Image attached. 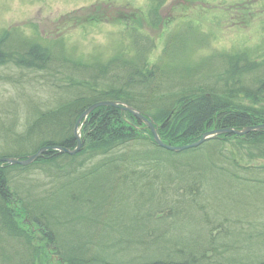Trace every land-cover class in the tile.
Masks as SVG:
<instances>
[{
  "label": "trees",
  "instance_id": "trees-1",
  "mask_svg": "<svg viewBox=\"0 0 264 264\" xmlns=\"http://www.w3.org/2000/svg\"><path fill=\"white\" fill-rule=\"evenodd\" d=\"M167 1L149 0L147 14L153 25L160 22L159 10ZM189 20L183 19L167 34L153 64L148 59L156 47L153 37L133 26L129 33L136 35L135 56L123 52L108 65L93 67L95 80L71 78L69 96L48 109L32 104L20 127L15 116L0 115V139L7 146L0 157H26L44 145L75 147L78 118L101 100L138 108L154 120L161 138L170 144L195 142L214 127L241 129L264 123V61L226 50L194 65L180 64L190 42L198 40L195 33L203 30L197 20L201 25L191 29L194 33L183 32ZM177 29L182 31L174 32ZM178 33L188 35L183 50ZM4 42L0 39V57L5 61L15 56L19 64L39 69L58 66L53 70L61 73L66 67L54 62L55 56L45 57L38 45L5 52ZM120 57L123 62L114 63ZM74 66L82 67L76 70L80 78L92 73L84 69L91 67L88 63ZM82 135L83 148L75 155L50 149L29 165L0 161V264H37L38 258L50 264L46 244L52 241L60 264H264L256 253L240 262L226 261L231 251L220 255L216 244L212 249L200 241L186 243L187 247L172 244L165 213L166 208L188 209L185 200L189 204V194L201 195L208 178L232 193L236 190L232 180L261 191L264 178L240 176L253 168L239 166L247 156L264 159V129L244 136L224 133L175 152L156 143L150 128L130 111L103 105L83 120ZM36 169L44 173L42 180L20 178ZM171 189L176 196L187 197L170 204ZM20 217L33 226V233L22 227ZM36 231L46 238L43 243L34 242Z\"/></svg>",
  "mask_w": 264,
  "mask_h": 264
},
{
  "label": "rangeland",
  "instance_id": "rangeland-1",
  "mask_svg": "<svg viewBox=\"0 0 264 264\" xmlns=\"http://www.w3.org/2000/svg\"><path fill=\"white\" fill-rule=\"evenodd\" d=\"M148 6V0H0V39H5L3 51L14 47L24 51V48L38 45L45 51V57L55 56L54 62L66 65L60 66L61 73L53 70L58 66L39 69L19 64L15 56L5 61L2 55L0 115L15 116L18 119L16 127H20L27 120L32 104L48 109L56 105L57 99L69 96L67 90L71 78L95 80L91 75L95 72L93 67L108 65L123 52L126 56H135L136 35L133 38L129 33V28L134 25L147 30L158 44V48H152L149 53L150 64L159 59L168 32L189 18L191 23L184 24L190 31L183 32L194 33L191 29L197 30L201 23L203 30L195 33L198 40L190 42L180 64L194 65L213 53L226 50L246 55L250 60L264 61V0H168L159 10L157 25L148 18ZM179 31L182 30L174 32ZM175 36L183 41L180 42L181 50L186 48L188 35L178 33ZM123 60L120 57L114 63ZM77 62L91 65L84 69L92 73L80 78L76 70L82 67H75ZM105 87V84L101 86ZM6 150L7 146L0 139V154ZM247 157L239 167L250 169L245 168L250 165L253 169L239 172L240 176L264 178V159ZM20 178L42 180L44 173L36 169ZM232 181V189H236L233 193L226 187L220 190L217 181L208 178L201 195L189 194L192 198L189 204L185 200L188 209L170 211L166 208L169 241L182 247L200 241L201 246L207 245L210 249L216 244L220 255L231 251L225 256L226 261L240 262L252 253L264 259V188L260 191L257 186L236 185L237 180ZM169 195L170 204L175 198L187 197L176 196L175 189H171ZM11 205L17 209L15 203ZM20 222L26 231L33 233V226L26 224L23 217ZM34 236L37 243L46 239L39 231ZM166 240V236L163 237L164 246ZM46 245L50 264H60L55 242ZM37 260V264H44L40 258Z\"/></svg>",
  "mask_w": 264,
  "mask_h": 264
},
{
  "label": "water",
  "instance_id": "water-1",
  "mask_svg": "<svg viewBox=\"0 0 264 264\" xmlns=\"http://www.w3.org/2000/svg\"><path fill=\"white\" fill-rule=\"evenodd\" d=\"M102 105L119 106L123 110H128V111L132 112L136 117L141 119L143 122H145L150 127V129L153 132L154 139H155L156 143H158L160 146L165 147V148L172 150V151H182V150L187 149V148L199 146L200 144L204 143L205 141H207L213 137H216L217 135H221L223 133H235V134H239V135H244L250 131H256V130L264 129V124L246 126L244 128H241V129H238L235 127L214 128L212 130L204 132L203 136L195 142H192L189 144H184V145H179V146L171 145V144H168L162 140V138L160 137V134L158 133L157 127H156L153 119L148 118L141 110H139V109H137V108L133 107L132 105L125 103V102H121V101H117V100H101V101H97V102L91 104L79 117V119L75 125V135L77 137L76 147L71 148V147L59 146V145H55V146L45 145V146L40 147L38 149V151H36L35 153L28 155L26 158L9 156V157L0 158V161H6V162H9L11 164L28 165V164H31L32 162H34L35 160H37L39 157H41L44 154V152L49 150V149H57L61 152H66V153H69L71 155H75L76 153H78L82 149L83 142H84L82 137H81V128H80L81 121L84 118L88 117L89 114L95 108L102 106Z\"/></svg>",
  "mask_w": 264,
  "mask_h": 264
},
{
  "label": "bare ground",
  "instance_id": "bare-ground-1",
  "mask_svg": "<svg viewBox=\"0 0 264 264\" xmlns=\"http://www.w3.org/2000/svg\"><path fill=\"white\" fill-rule=\"evenodd\" d=\"M171 145H177V146H179V145H181V144H171Z\"/></svg>",
  "mask_w": 264,
  "mask_h": 264
}]
</instances>
